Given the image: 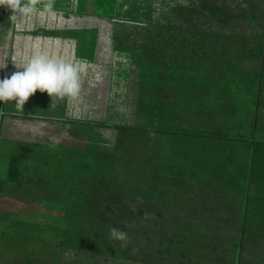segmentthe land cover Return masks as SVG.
<instances>
[{"label": "trees", "instance_id": "16d2710c", "mask_svg": "<svg viewBox=\"0 0 264 264\" xmlns=\"http://www.w3.org/2000/svg\"><path fill=\"white\" fill-rule=\"evenodd\" d=\"M162 1L169 7L164 20H122L120 30L114 33L113 49L128 53L148 72L170 76L156 83L170 86L175 82L172 89L179 93L178 106L188 101L200 102V106L192 102V107L203 110L200 112L205 117L197 113L193 116L217 122V127L207 130L190 123L184 127L170 116H165L168 121L160 116L158 122L135 127L70 121L91 129L146 132L153 139L168 136L172 139L173 155L198 169L192 175L196 185L182 184V176L172 181L187 188L182 192L187 198L183 203L156 205L146 200L137 202L131 210L124 205L123 211L118 212L120 205L114 207L113 203L105 212L98 210L97 217L100 215L104 221L96 222L97 226L94 223L87 234L94 236L98 230V234L106 231L108 236L113 227L125 231L127 242L111 239L100 253L105 258L137 264H264V21L263 32L255 42L258 47L249 43V57L254 60L250 62L255 66L240 70L241 56L235 50V44L247 42L248 37L241 34L246 21L259 19L254 17L258 5L251 0L246 1L247 9L243 5L226 6L222 3L226 0ZM260 5L264 13V3ZM139 6L134 2L126 8L134 19L142 16L144 7ZM241 59L246 57L242 55ZM215 63L230 66L225 78L210 77ZM183 71L186 74L178 79ZM219 88L224 90L221 95ZM156 108L150 109L149 119L161 113V107ZM209 110L212 113L207 116ZM80 162L75 160L72 164L73 173V168L83 167ZM21 163L19 156L11 158L9 183H21ZM63 175L60 177L65 179ZM5 183L0 181V186ZM110 210L114 212L108 216ZM114 217L116 221L112 220Z\"/></svg>", "mask_w": 264, "mask_h": 264}, {"label": "rangeland", "instance_id": "374dc122", "mask_svg": "<svg viewBox=\"0 0 264 264\" xmlns=\"http://www.w3.org/2000/svg\"><path fill=\"white\" fill-rule=\"evenodd\" d=\"M246 1L226 0L222 3L229 7L243 5L247 9L249 4ZM251 1L258 5L254 10V17L259 19L257 21L248 19L246 25L242 27L244 31L241 34L248 37L245 38L248 43L235 44L238 55L246 57L245 60L240 57L238 61L240 70L243 67L255 66L250 62L254 60L249 57L251 49L249 43L257 48L255 42H258L263 32L264 13L260 4L264 3V0ZM105 2L106 0H99L98 4L99 16L105 19L102 20L105 24L97 42L107 46L112 45L114 33L120 30L119 24L122 20L154 23L164 20L169 13V7L162 0ZM134 2L141 5L139 6L141 9L144 7L141 10L142 16L138 19H134L135 16L130 15L129 9H126ZM124 4L127 6H123ZM131 10L134 11V7H131ZM146 10L149 12L146 13ZM114 60L112 68L115 74L108 75L109 77L102 83L99 111L92 115L93 118H97L93 121L120 127H135L158 122L160 116L164 117V121H168L165 116H170L171 119L175 117V123L184 127H187L188 123L207 130L217 127V122L203 121L193 116L192 113L204 116L200 112L203 110L199 111V107H192V102L197 106L201 105L200 102L188 101L186 105L178 106L179 99L176 97H179V93L172 89L175 82L170 86L156 83L159 80H168L170 76L166 78L161 73L148 72L142 65H137L128 53L115 50ZM215 64L214 74L210 73V77L216 80L220 77L225 78L230 72V66ZM185 74L184 71L178 74V79H182ZM219 91H221L219 95L224 92L222 88H219ZM151 96H155V99H151ZM167 99L171 101L168 102ZM152 106L161 107V113L149 119L148 114L150 109H153ZM34 107L36 108L35 105ZM8 110L9 108H6L5 112ZM211 113L210 110L206 111L207 116ZM47 114L44 113V116ZM54 114L58 118L61 116L57 112ZM5 119L6 126L12 123L13 137H7V133H4L0 139V180L6 182L3 187L0 186L3 191L0 195L2 217L0 231L7 235L19 234L16 238L18 242H23L27 234L29 247L35 248V264H137L101 255L100 249L106 248L108 245L106 242L111 240V235L106 236V231L102 235L98 234V230L94 236L87 234L94 223L97 226L96 222L104 221L100 215L97 217L98 210L105 212L113 203L114 207L120 205L116 212L123 211L121 207L124 205L131 210L137 207V202L146 200L156 205L181 204L187 199L183 194L187 188H181L184 186L182 184L194 182L196 185L192 175H196L198 169L190 161L178 159L173 155L172 139L168 136H154L153 139L146 132H123L114 128L73 130L67 128L68 126L67 129L62 126L57 135L51 133L45 122L41 121L40 129L35 127L34 134L30 135L37 143L41 140L42 146L29 145L24 148L22 143L15 141H20L22 132L24 130L27 132L26 129L32 130L34 124L28 125L30 127L28 128L24 119ZM19 154H22L24 160L21 163L23 179L20 182L25 183H9L8 167L11 157ZM75 160L82 161L80 165L83 167L73 168V173L70 169ZM61 174H64L65 179L60 177ZM181 176L182 184L178 186L172 183ZM203 178L206 180L205 176ZM195 189L198 192L197 187ZM207 189L208 187L204 190ZM187 196H190V191ZM121 198H129L132 203L131 200L125 201ZM112 212L114 211L110 210L107 215ZM103 216L106 219L105 215ZM222 217L225 218V215ZM112 220L116 221L115 217ZM4 246L1 241L0 249ZM79 247L82 251L77 250Z\"/></svg>", "mask_w": 264, "mask_h": 264}, {"label": "crops", "instance_id": "0c3cea01", "mask_svg": "<svg viewBox=\"0 0 264 264\" xmlns=\"http://www.w3.org/2000/svg\"><path fill=\"white\" fill-rule=\"evenodd\" d=\"M22 2L26 3L27 0H22ZM46 2L47 0H41L37 7L42 10ZM98 4L99 0H54L53 11L57 15L45 13L41 16L37 13L29 17L27 14L16 12L17 19L15 20L11 19L13 15L11 9L0 6V67H5L0 69V80L10 78L15 72H22L23 69H18L16 65L22 67L37 51L69 63L80 61L82 62L80 66L84 70L82 89L77 100H61L55 96L50 97L46 92L37 91L25 103L24 109L17 108L15 101L0 102V139L4 133H7V137H13L12 123L6 126L5 118L7 120L24 119L27 127L34 124L33 128L31 127L32 130L26 129L27 132L25 130L22 132L20 141H15V143H22L24 148L29 145L42 146L41 140L37 143L30 135L34 134L35 127L40 129L41 121L45 122L51 133L57 135L62 126L65 129L92 130L82 124H71L70 121H93L95 119L92 115L99 111L100 95L103 92L102 83L105 78L109 77L108 75L115 74L112 68V60L115 59L113 46L97 42L105 24L102 22L105 19L99 16L100 6ZM6 108H9L7 112H5ZM56 112L61 114L60 118L55 116ZM44 113L48 114L44 116ZM17 156L20 157L21 162H24L22 154ZM21 168L22 164L20 172ZM21 176H23L22 173ZM24 183L21 182V184ZM2 192L0 188V195ZM0 232L2 233L0 244L1 241L5 244L4 248L0 249V264H35V248L29 247L27 234L23 242H18L16 238L19 234L7 235L3 234V231Z\"/></svg>", "mask_w": 264, "mask_h": 264}, {"label": "clouds", "instance_id": "9594fccd", "mask_svg": "<svg viewBox=\"0 0 264 264\" xmlns=\"http://www.w3.org/2000/svg\"><path fill=\"white\" fill-rule=\"evenodd\" d=\"M41 0H0V6L12 10L11 19H17L15 13L27 14L29 17L45 13L57 15L53 11L54 0H47L43 4V9L37 7ZM78 61L76 63L65 62L63 59L49 57L39 51L27 60L22 67L17 66L18 71L10 78L0 80V102L15 101L17 108L24 109L25 103L37 91L47 93L50 97L68 101L77 100L82 89V77L84 70ZM5 67H0V69ZM110 239L127 242L128 234L119 229L111 228Z\"/></svg>", "mask_w": 264, "mask_h": 264}, {"label": "water", "instance_id": "95a60500", "mask_svg": "<svg viewBox=\"0 0 264 264\" xmlns=\"http://www.w3.org/2000/svg\"><path fill=\"white\" fill-rule=\"evenodd\" d=\"M113 1V0H112ZM117 1V0H116Z\"/></svg>", "mask_w": 264, "mask_h": 264}]
</instances>
